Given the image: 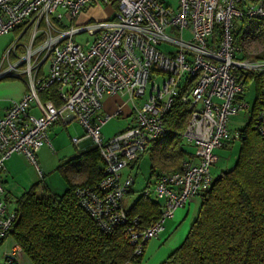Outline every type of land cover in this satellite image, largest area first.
I'll list each match as a JSON object with an SVG mask.
<instances>
[{"label":"built area","instance_id":"obj_1","mask_svg":"<svg viewBox=\"0 0 264 264\" xmlns=\"http://www.w3.org/2000/svg\"><path fill=\"white\" fill-rule=\"evenodd\" d=\"M177 1L174 9L164 0H0V35L20 31L0 57V79L18 78L26 85L0 116V176L5 160L20 153L42 178L37 151L51 145L55 123L75 119L102 161L96 187L77 188L79 204L105 233L123 226L134 256L143 255L176 209L210 189L216 151L240 136V130H230L231 116L246 111L264 138V55L247 57L244 48L251 39L241 35L236 42L233 26L243 18L264 20V0ZM95 6L109 14L77 23L86 8ZM83 33L90 38L79 43L77 35ZM185 77L191 82L180 100L190 116L182 137L194 148L196 162L183 160L179 170L160 174L143 189L144 197L164 200L159 218L143 226L123 206L133 177L121 178V171L152 142L169 135L164 117ZM253 79L258 88L251 105L244 94ZM51 87L58 105L53 97H40ZM113 94L127 95L133 103V122L105 140L102 126L123 114L121 107L100 112L103 98ZM136 98L141 105L136 106ZM18 219L0 178V239L11 237ZM22 255L14 243L5 263L18 262Z\"/></svg>","mask_w":264,"mask_h":264},{"label":"trees","instance_id":"obj_2","mask_svg":"<svg viewBox=\"0 0 264 264\" xmlns=\"http://www.w3.org/2000/svg\"><path fill=\"white\" fill-rule=\"evenodd\" d=\"M241 25V32H235L236 42L245 35L264 43V20L243 18ZM183 80L164 117L169 135L151 143L150 169L157 178L179 170L191 154L182 137L190 114L180 100L191 80ZM40 97H53L54 104L60 103L54 87ZM252 122L249 119L240 130L234 165L221 171L210 189L199 195L200 207L187 236L161 264H264V138ZM57 169L66 184L62 194L47 188L38 193L32 187L15 201L19 219L11 237L21 247L22 256L32 264H123L128 260L137 264L142 255L134 256L123 226L105 233L76 196L77 188H94L102 176L97 147L87 145ZM127 213L147 226L159 218L160 208L141 194Z\"/></svg>","mask_w":264,"mask_h":264},{"label":"crops","instance_id":"obj_3","mask_svg":"<svg viewBox=\"0 0 264 264\" xmlns=\"http://www.w3.org/2000/svg\"><path fill=\"white\" fill-rule=\"evenodd\" d=\"M105 10L107 11V13L104 14V18L109 14V10L108 9H105ZM1 52H0V56H1ZM25 89H26V85L22 79L12 78V77H6L4 79H0V116H2L5 110L10 107L13 100L18 99L23 94ZM140 100H141L140 98H136L135 104L138 103L137 101H140ZM142 102L143 101H141L139 105H141ZM117 107H121V110L123 112V114L118 118L126 119L127 126L132 124L133 122L132 111H133L134 105L133 103L131 104L130 101L126 100L125 95L113 94V95L105 96L103 98V107L100 112L101 113L113 112ZM31 113L34 115H38V112L36 109H32ZM73 120L75 119L69 120L66 124L61 123V122L55 123L50 128V131H49V141L51 145L44 144L37 151V157L41 159L43 168L46 170L45 172H52V169H50V165L48 164V159H47L48 155H50V157L53 158V160L56 162V165L53 169L55 170V168H57L59 164L73 157L80 149L86 147L87 145H92L91 141L86 136H84L85 134H83L82 136H80L79 134L75 135L74 132H72V135L69 134L70 133L68 129L69 124L72 123ZM230 123H231V120H230ZM68 136L70 138V141L74 137L80 138V142L78 144L73 143L74 148L72 149L67 148L65 144V140L67 141ZM230 145L231 144L228 143V145L223 147V149L225 148L227 149ZM151 146L152 144L148 146L146 152L143 155H141L135 162L125 167L121 171V178H125L126 176H129V175L133 177V185L131 187V190L125 196L123 200V206L126 211L130 209L133 203L142 194L143 189H145L148 186H152L157 179L156 176L151 174V169H150L151 162H150L149 174L144 184H142V186L137 189L135 188L136 176L140 168L141 159L144 157V155H148L150 159ZM188 146L190 145L186 144L185 148L191 154H188L187 156H185L184 160L196 162V158L194 155V152H195L194 148L190 149L192 146L190 147ZM15 154L22 156V158H25V160L28 161L24 155L20 153H15ZM13 165H14L13 163L8 161L7 165L3 167V170H2L3 172H1V176H0L4 184V187H5V198L7 199L11 208L15 207L16 199L26 191V189H22V191H19L20 189H18V187L10 184V181L12 180H9V176H11V179H12L17 174V172H20L19 170H21L18 167H15ZM2 174H4L3 177H2ZM211 174L213 176L212 169H211ZM36 175H38V173ZM44 176L45 174H43L42 178H44ZM37 177H39V175ZM34 185H32L30 188H32ZM63 185H65L64 181H63ZM46 187L48 188V186ZM135 189L140 191L139 192L140 194L136 197L132 195ZM150 199H152L158 204L160 208V212H161V208L164 204V200L158 199L154 195H151ZM200 202H201L200 196L199 195L194 196L189 200L186 206L176 209L173 216L170 218H167L164 221L163 229L159 232L158 236L152 239L146 245L144 253L140 261L137 264H161L163 263L167 259V257L176 248H178L181 245V243L184 241L185 237L187 236L190 230L192 222L197 216V213L200 207ZM4 240L5 241L10 240L12 242V245L4 253V258H5L6 254L12 249L15 242L12 239V237H7ZM18 262L19 264H24V262L25 264H32L25 255L22 256Z\"/></svg>","mask_w":264,"mask_h":264},{"label":"rangeland","instance_id":"obj_4","mask_svg":"<svg viewBox=\"0 0 264 264\" xmlns=\"http://www.w3.org/2000/svg\"><path fill=\"white\" fill-rule=\"evenodd\" d=\"M164 2H165V4L171 6L174 9H176L177 4H178L177 0H164ZM105 9H106L105 7H101V6L86 8L81 13V15L78 17L77 23H83V22H87L89 20L103 19L104 14L107 13V11ZM233 26L237 28L236 30H238V32H241V30H242L241 22H239L238 20H234ZM19 34H20L19 30H11L7 34L0 35V52L3 48L5 49L6 46L12 40H14ZM87 38H90V36L86 33L77 35V41L79 43H83ZM185 38H189V34L187 33V31L185 32ZM165 47L166 46L163 45V46H161V49H164ZM4 49L2 50L1 55L4 51ZM244 52L247 55V57L262 56V55H264V43H261L259 41L251 39V41L249 40L246 43L245 48H244ZM257 88H258V81L256 79H253L252 81L247 83V89H246V92L244 94V98L251 105L253 104V101L255 99V96L257 93ZM125 96H126V100H128L127 95H125ZM141 101H143V100L141 99L140 101H137L138 103H136V106H138ZM246 117H247L246 111H242L238 115L231 116L230 117L231 123L229 125L230 130H232V132H234L236 130L243 129L247 125V118ZM126 127H127V120L126 119H124V118H111L102 126V129H101L102 136L105 140H107L108 138L113 137L115 134L122 131ZM68 129H69L70 135H72V132H74L75 135L79 134L80 136H82L84 134V130H83L82 126L76 120H73V122L69 124ZM65 144H66L67 148H69V149L74 148V144L72 142V139L70 141L69 136H68L67 141L65 140ZM230 144L231 145L227 149L222 148V149H219L216 151V153L218 155V161L211 167L213 176L215 178L217 175L220 174L221 170L223 171L226 168H231L236 161V157H237L238 149H239V144H240L239 138L233 139V141L230 142ZM188 147H190V146H188ZM192 148L193 147H191L190 149H192ZM47 159H48V164L50 165V169H52V172H45L46 170L43 168L41 159L39 157H37V161L39 163V166H40L43 174H45L44 178H42V179L41 178L39 179V177H37L38 175H36L37 173H35L36 171L33 168V166L31 164H29L28 161L25 160V158H22V156H20L18 154H14L11 157H9L8 159H6L4 162V166L7 165L8 161H10L11 163L14 164L13 166L21 169V170H19L20 172H17V174L12 179H11V176H9V180H12V181H10V184L18 187V189H20L19 191H22V189L28 190L32 185L35 184L33 187L35 188V190L38 193L41 192L44 187L47 188L46 186H48L47 189L52 191L53 193L62 194L66 189V184L63 185V181H62L63 179H62L61 173L58 171V169L55 168V170H53L55 165H56V162L53 160V158H51L50 155H48ZM149 165H150L149 156L144 155V157L141 159L140 168H139V170L137 172V176H136V182H135V188L136 189L141 187L142 184H144V182H145V180L149 174ZM3 175L4 174H2V177H3ZM136 189L134 190V192L132 194L134 197H136L140 194L139 193L140 191L136 190ZM11 245H12V242L10 240H7V241L4 240V241L0 242V264H5L4 253L6 252V250ZM144 250H145V248H144ZM143 253H144V251H143ZM24 264H25V262H24Z\"/></svg>","mask_w":264,"mask_h":264},{"label":"water","instance_id":"obj_5","mask_svg":"<svg viewBox=\"0 0 264 264\" xmlns=\"http://www.w3.org/2000/svg\"><path fill=\"white\" fill-rule=\"evenodd\" d=\"M91 144H92V143H91ZM218 177H220V175H219ZM218 177H216L215 180L218 179Z\"/></svg>","mask_w":264,"mask_h":264}]
</instances>
